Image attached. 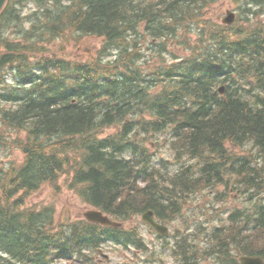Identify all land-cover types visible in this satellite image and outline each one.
Instances as JSON below:
<instances>
[{"label":"trees","instance_id":"1","mask_svg":"<svg viewBox=\"0 0 264 264\" xmlns=\"http://www.w3.org/2000/svg\"><path fill=\"white\" fill-rule=\"evenodd\" d=\"M211 1H7L0 13V127L26 135L0 140L23 156L0 169V264H54L58 256L83 262L108 240L141 246L135 228L56 223L53 209L23 203L73 171L83 199L117 220L155 209L154 195L172 192L155 182L150 154L132 135L159 132H171L176 157L191 161L168 177L176 196L198 185L228 187L232 179L257 196L240 222L232 216L229 229L208 236L221 264L231 262V245L240 255L264 254V0H252L259 9L245 8L230 25L201 18ZM192 23L200 26L196 46L188 55L172 52L167 62L170 39L185 48L181 33ZM70 35L103 44L84 62L56 54L52 44ZM149 43L157 45L156 61L142 67L140 49ZM110 126L117 131L102 136ZM246 146L262 160L235 152ZM197 254L193 264H200Z\"/></svg>","mask_w":264,"mask_h":264},{"label":"rangeland","instance_id":"2","mask_svg":"<svg viewBox=\"0 0 264 264\" xmlns=\"http://www.w3.org/2000/svg\"><path fill=\"white\" fill-rule=\"evenodd\" d=\"M252 7V11L258 10L256 6H251L249 0H212L210 6L203 9V16L206 21L220 22L226 13V10L234 11L235 17L244 18L245 8ZM264 9V8H263ZM264 19V15L260 16ZM199 27L196 23L189 25L188 33L182 32L181 35L188 39L185 48L177 49L179 40L177 37L170 39L168 48L170 52L176 55H188L190 49L196 46L197 33ZM182 39V37L180 38ZM155 41V40H154ZM101 43V38L95 36H84L70 43L58 40L53 44L56 54L67 58L77 57L85 58L87 51H92ZM63 47V49H62ZM154 45L148 44L142 49L143 61H155L156 55L150 53ZM171 53L167 52L164 56L167 61L171 59ZM145 63V62H144ZM103 135L116 132L115 127H108L103 130ZM15 130L8 129L5 126L0 127V140L4 142L16 139L22 136ZM166 134H157L146 139V144L153 154V165L160 167L162 162L168 163L171 173L175 172L179 162L173 158V152L168 145ZM8 145V144H7ZM9 146V145H8ZM243 149L238 148L237 153L241 154ZM255 153V150L252 151ZM22 159V154L18 149L9 148L0 144V167L5 169L12 162H18ZM188 163V162H186ZM72 174H61L57 182L53 185L44 184L37 191L28 195L25 199L24 207L39 209L44 206H52L55 212L56 221L65 222L79 219L83 212L90 208L86 204L76 189L71 188ZM237 183V182H235ZM249 193L239 184H233L230 189L221 185L197 186L186 196L184 202H181L180 210L175 214H169L167 206L163 213L167 216L162 222L168 226L169 234L167 237L160 238L153 230L141 221V214L133 215L131 219L125 221L126 227H134L143 238L144 246L139 250L108 241L101 245L103 252L109 255L108 260H102L96 257V264H177L176 249L178 243L187 241L191 245H196L202 251L208 249L209 255H203L202 264H219L216 254L211 255L210 237L214 229H223L231 225L229 215L235 210L245 211L250 203L248 201ZM175 249V251H174ZM192 251V249H191ZM59 264H66L61 261ZM221 264V262H220Z\"/></svg>","mask_w":264,"mask_h":264},{"label":"water","instance_id":"3","mask_svg":"<svg viewBox=\"0 0 264 264\" xmlns=\"http://www.w3.org/2000/svg\"><path fill=\"white\" fill-rule=\"evenodd\" d=\"M6 0H0V10L2 6L4 5ZM233 21V14L228 13V16L224 18V22L231 23ZM86 218H88L90 221L101 223L104 225L109 226H120L119 223L113 222L110 220L107 216L103 215L99 211H88L85 213ZM153 214L151 211H147L143 214L142 219L143 221L147 222L151 226H153L158 232L165 234L166 229L163 226H160L159 224L155 223L153 221ZM240 264H264L263 260L260 257H249V256H242L240 258Z\"/></svg>","mask_w":264,"mask_h":264},{"label":"bare ground","instance_id":"4","mask_svg":"<svg viewBox=\"0 0 264 264\" xmlns=\"http://www.w3.org/2000/svg\"><path fill=\"white\" fill-rule=\"evenodd\" d=\"M248 8H250V7H248ZM5 24V23H4ZM225 25H230V24H232V23H224Z\"/></svg>","mask_w":264,"mask_h":264}]
</instances>
